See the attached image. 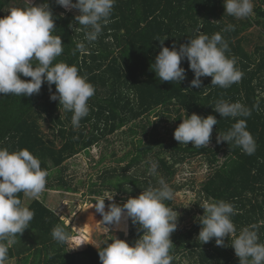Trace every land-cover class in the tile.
I'll list each match as a JSON object with an SVG mask.
<instances>
[{
    "label": "trees",
    "instance_id": "16d2710c",
    "mask_svg": "<svg viewBox=\"0 0 264 264\" xmlns=\"http://www.w3.org/2000/svg\"><path fill=\"white\" fill-rule=\"evenodd\" d=\"M44 2L31 0L33 6ZM256 2L255 15L237 19L226 13L224 0H116L110 23L97 41L87 44L84 26L75 22L79 10L69 11L56 0H47L55 20L54 34L61 37L64 48L55 63L75 65L95 87L88 101L90 112L74 128L73 113L51 99L56 88L53 84L50 92L47 82L30 97L0 94V148L10 152L26 148L39 158L42 169L48 172L46 194L79 193L83 203L106 198L120 206L150 186L158 187L160 178L175 191L182 190L188 185L174 181L178 170L185 163L204 159L209 166L207 177L199 189L189 185L199 198L190 211L196 221L191 229L177 227L171 234L172 264H184L185 259L190 264H240L231 244L242 229L256 225L259 242L264 243V44L255 43L254 50L247 47L252 40L248 30L255 25L262 28L259 32L264 37V0ZM14 7H26L25 0H0V18L10 15ZM228 25H234L235 30L223 31ZM217 32L229 45L226 55L235 58L236 67L243 73L239 83L225 89L213 86L208 76L201 77L200 88L190 87L195 75L187 59L181 62L186 74L181 83L158 78L152 65L163 47L171 50L175 44L178 50L191 38L200 34L211 37ZM80 42H85L87 51L73 55ZM21 79L31 80L23 75ZM221 99L252 109V115L244 119L256 140L253 155L245 154L234 143L217 142L219 132L226 133L240 119L223 118L214 110ZM257 103L259 111L254 108ZM193 113L205 118L214 115L219 121L213 126L208 147L180 144L160 133L164 120L181 124ZM45 123L50 131L44 129ZM165 129L170 132L169 127ZM92 151L99 157H92ZM77 155L91 160L87 174L95 170L90 171L84 190L67 174L68 161ZM152 163L157 165L155 175L149 173ZM104 189L123 195L109 202ZM18 195L34 211V218L30 228L8 246L6 262L16 258L20 264H102L99 251L106 245L96 248L85 241L80 245L74 228L46 204L44 197L27 201L24 193ZM221 200L236 210L231 217L234 236L225 237L223 246L216 244V238L203 243L195 238L203 227L200 220L204 209L200 205ZM165 203L178 210L174 199ZM57 225L71 233L70 243L53 239L52 230ZM138 227L132 223L129 229L130 246L143 235Z\"/></svg>",
    "mask_w": 264,
    "mask_h": 264
},
{
    "label": "clouds",
    "instance_id": "9594fccd",
    "mask_svg": "<svg viewBox=\"0 0 264 264\" xmlns=\"http://www.w3.org/2000/svg\"><path fill=\"white\" fill-rule=\"evenodd\" d=\"M56 3L69 11L79 10L75 22L84 26V39L91 44L110 23L116 0H76L75 3L56 0ZM25 4L26 7L11 8L10 15L0 18V94L30 97L38 94L45 82L50 92L54 84L56 91L51 99L58 100L65 111L73 113L71 123L78 128L80 121L89 115L88 101L94 96L95 87L86 76L79 74L75 65L55 63L64 48L61 37L54 34L55 20L47 0L38 6H33L31 0H25ZM224 7L228 15L237 19L248 18L254 11L253 0H224ZM230 30L234 31L235 26L228 25L223 31ZM228 50L229 45L220 32L211 37L200 34L191 38L190 43L180 45L178 50L175 44L171 50L163 47L152 69L161 81L181 83L186 79L181 62L187 59L195 75L190 87L200 88L201 77L210 76L213 86L226 89L239 83L243 76L236 67L235 58L226 55ZM77 51L81 54L87 51L85 42L77 43L73 55ZM21 75L31 80H23ZM254 108L259 111V103ZM214 110L223 118H240L226 133L219 132L217 142L234 143L245 154L253 155L257 144L244 119L252 115V109L240 102L221 99ZM218 122L214 115L205 118L193 113L183 118L174 138L180 144L192 142L195 148L208 147L213 126ZM156 172L157 165L152 163L149 173L155 175ZM47 176L40 159L28 149L10 152L0 148V264H5L8 258V246L14 243L17 235L30 228L34 218V211L22 203L18 194L39 198L46 190ZM105 199H97L94 205L104 225L119 227L122 220L130 218L139 226L138 231L143 230V235L134 246L114 237L112 243L99 251L102 264H172L170 236L177 228L178 216L165 203L174 199V190L163 178L158 180V187L150 186L138 197L128 198L122 206L113 202L106 211ZM107 199L111 201L112 197ZM200 206L204 215L200 220L203 227L198 240L207 243L216 238V244L223 246L224 238L236 231L231 219L236 211L234 206L222 200ZM255 229L256 225L246 227L232 240L240 264H264V243L259 242ZM52 237L60 244H68L72 239L71 233L60 225L52 230Z\"/></svg>",
    "mask_w": 264,
    "mask_h": 264
},
{
    "label": "rangeland",
    "instance_id": "374dc122",
    "mask_svg": "<svg viewBox=\"0 0 264 264\" xmlns=\"http://www.w3.org/2000/svg\"><path fill=\"white\" fill-rule=\"evenodd\" d=\"M254 7L257 5L256 0H253ZM10 14V12H9ZM256 12L253 11L252 15H255ZM256 18V17H254ZM262 30L258 25L250 28L248 33L251 37V42L247 44L249 50H254L255 43L262 42L264 44V37H262V33L259 32ZM259 35V38H258ZM179 123L174 120H164V122L160 125L159 130L162 135H165L168 140H172L174 138V132L179 127ZM170 128V132L167 133L165 127ZM44 129L46 131L49 130L48 123L44 124ZM101 149H99V154ZM98 152L92 151V157H99ZM222 159L224 158L221 156ZM91 163V160L86 159L82 155H77L76 157L70 159L68 161V165L70 167L68 171V176L72 179L74 185H78L81 190H84L85 181L88 179L90 171H95L91 169L87 174L86 168ZM184 166V167H183ZM182 169L178 170L175 182L179 183H187L188 186L184 187L180 191H175L174 189V202L175 205L178 206L177 216L178 219H184L182 221L177 220V227H187L191 229L193 223L196 219L191 217L190 211L195 207L196 201L199 199L197 195V191L190 187L189 185L194 186L196 189H199L201 182L207 177L209 166L206 161L203 159L193 160L191 163L183 164ZM81 181V182H80ZM104 194L106 197L115 198L118 196L122 197V193L118 191H114V194L110 193L109 190L104 189ZM44 197V198H43ZM39 198H43L47 205L58 210L59 214L65 219L67 224H70L75 232L77 233V240L83 245V241L85 244L94 245L96 248H101L104 245H108L113 242V238H118L129 241V229L132 225L131 219L124 221L122 220L121 225L117 227L116 225H104L102 221V215L96 212L95 203H83L82 197L79 193H67L62 195L56 191H49L47 194L43 192L40 194ZM32 198L27 196V201H30ZM109 202H111L109 200ZM67 203V204H64ZM108 201H105L106 208L108 210ZM93 206V207H92ZM126 229V231L121 230ZM179 232V231H178ZM199 235H195V238H198ZM234 236V234L232 235ZM73 239V238H72ZM177 241V240H175ZM79 245V246H80ZM5 264H20L18 259H12ZM184 264H190L187 259H185Z\"/></svg>",
    "mask_w": 264,
    "mask_h": 264
}]
</instances>
